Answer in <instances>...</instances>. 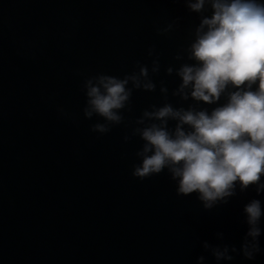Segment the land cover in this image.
I'll use <instances>...</instances> for the list:
<instances>
[{
	"label": "water",
	"instance_id": "1",
	"mask_svg": "<svg viewBox=\"0 0 264 264\" xmlns=\"http://www.w3.org/2000/svg\"><path fill=\"white\" fill-rule=\"evenodd\" d=\"M176 18L171 37L156 35ZM196 23L170 0H0V264H216L203 241L239 248L243 206L264 207V194L205 212L195 194L176 196L166 172L132 178L139 141L125 144L123 127L91 134L95 119L81 113L85 76L123 75L150 62V46L166 65ZM155 79L178 83L163 70ZM160 99L133 93L129 118ZM261 227L255 260L220 264H264Z\"/></svg>",
	"mask_w": 264,
	"mask_h": 264
},
{
	"label": "clouds",
	"instance_id": "2",
	"mask_svg": "<svg viewBox=\"0 0 264 264\" xmlns=\"http://www.w3.org/2000/svg\"><path fill=\"white\" fill-rule=\"evenodd\" d=\"M185 6L198 20L187 37L162 65L154 46L146 49L150 62L137 61L123 75L85 76L82 117L95 122L89 132L105 136L125 128L123 142L139 141L138 163L132 178L144 181L161 173L175 185L177 197L195 194L203 211L227 205L238 193L253 189L264 194V0H170ZM179 18L156 28V35L171 37ZM165 77L178 83L169 90ZM159 91L160 102L135 118V92ZM172 100L175 101L173 103ZM186 105V106H185ZM61 115L68 114L63 108ZM246 227L239 245L201 243L216 264L239 255L253 261L261 253L264 207L251 199L242 209ZM223 241L224 233L217 232ZM200 255L196 264H204Z\"/></svg>",
	"mask_w": 264,
	"mask_h": 264
}]
</instances>
